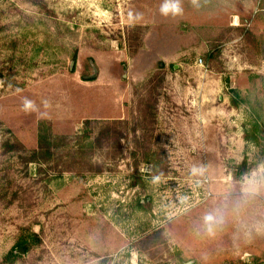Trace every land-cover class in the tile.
I'll list each match as a JSON object with an SVG mask.
<instances>
[{"label":"rangeland","instance_id":"obj_1","mask_svg":"<svg viewBox=\"0 0 264 264\" xmlns=\"http://www.w3.org/2000/svg\"><path fill=\"white\" fill-rule=\"evenodd\" d=\"M162 2L0 0V264L264 261V0Z\"/></svg>","mask_w":264,"mask_h":264},{"label":"clouds","instance_id":"obj_2","mask_svg":"<svg viewBox=\"0 0 264 264\" xmlns=\"http://www.w3.org/2000/svg\"><path fill=\"white\" fill-rule=\"evenodd\" d=\"M183 7H182V0H163L162 4L159 7V12L162 16L164 17H179L183 15ZM2 81H0V85H2ZM9 87H11V85H9ZM17 91H20L19 89H17ZM43 106L45 109H48L51 105L50 102L47 100L42 101ZM22 110L26 113L28 112H39L40 109L38 108V106L36 105L35 101L28 99L27 97H24L22 99ZM259 175L264 176V167H262L258 173ZM256 175L254 174L253 178H252V183L256 184L257 180H256ZM206 222L208 223H216L217 219L216 217L209 215L205 217Z\"/></svg>","mask_w":264,"mask_h":264},{"label":"trees","instance_id":"obj_3","mask_svg":"<svg viewBox=\"0 0 264 264\" xmlns=\"http://www.w3.org/2000/svg\"><path fill=\"white\" fill-rule=\"evenodd\" d=\"M48 137L49 136H47V135H45L43 133L40 134L39 137H38V148L35 149L34 154H33V159L37 160L38 162L47 161V157L50 155V149L51 148L52 149L53 148H57V146H58V144L52 145V143L50 141H48ZM61 138H59V139L60 140L66 139L65 137H61ZM59 139L57 141L61 142ZM60 145L61 144L59 143V146ZM37 156H41L43 159L42 160H38L36 158ZM21 246H23V249H25L27 251L28 248L25 245H23V243H22ZM14 255H15V252H14V249H13L6 255L5 260L12 258ZM260 264H264V261H262Z\"/></svg>","mask_w":264,"mask_h":264},{"label":"crops","instance_id":"obj_4","mask_svg":"<svg viewBox=\"0 0 264 264\" xmlns=\"http://www.w3.org/2000/svg\"><path fill=\"white\" fill-rule=\"evenodd\" d=\"M218 1H221V0H218ZM234 1H235L234 3L238 6V11L249 12L251 16L254 13L256 14L255 9H257V5H259V0H234ZM242 17L243 16H241L240 18Z\"/></svg>","mask_w":264,"mask_h":264},{"label":"water","instance_id":"obj_5","mask_svg":"<svg viewBox=\"0 0 264 264\" xmlns=\"http://www.w3.org/2000/svg\"><path fill=\"white\" fill-rule=\"evenodd\" d=\"M21 253H23L24 252V249L23 248H20V250H19ZM185 264H188V263H185Z\"/></svg>","mask_w":264,"mask_h":264},{"label":"built area","instance_id":"obj_6","mask_svg":"<svg viewBox=\"0 0 264 264\" xmlns=\"http://www.w3.org/2000/svg\"><path fill=\"white\" fill-rule=\"evenodd\" d=\"M202 60H200V62H201Z\"/></svg>","mask_w":264,"mask_h":264}]
</instances>
